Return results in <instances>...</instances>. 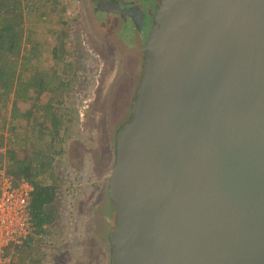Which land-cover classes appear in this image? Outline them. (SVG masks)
Wrapping results in <instances>:
<instances>
[{"label":"water","instance_id":"obj_1","mask_svg":"<svg viewBox=\"0 0 264 264\" xmlns=\"http://www.w3.org/2000/svg\"><path fill=\"white\" fill-rule=\"evenodd\" d=\"M151 19L109 264H264V0H157Z\"/></svg>","mask_w":264,"mask_h":264},{"label":"rangeland","instance_id":"obj_2","mask_svg":"<svg viewBox=\"0 0 264 264\" xmlns=\"http://www.w3.org/2000/svg\"><path fill=\"white\" fill-rule=\"evenodd\" d=\"M60 1V5L66 9L55 15L50 13L51 9L44 1L37 14L33 12L34 9H25V36L31 41L39 42V48L45 55L39 64H31L30 70L32 65L47 70L51 69L49 56L53 50L54 36L48 34L49 31L44 26L52 30L55 27L68 29L71 25L80 32L77 35L81 41L83 59L79 68L80 78L70 85L67 92L63 90L66 94H74L71 100L78 117L75 129L69 132L72 135L69 141L71 153L65 163H70L61 164V168L67 166L74 171L78 167L81 173H76L75 176L70 173L72 183L65 184L69 192L62 202L66 231L62 236L64 242L61 250H58L60 241L52 239L54 232L55 236H61L58 225L52 227V234L47 232L43 235L45 239L40 238L33 247L25 251L23 256H29V262L21 264H109L112 227L105 217L103 202L108 197L109 173L115 158V151L112 150L116 131L131 117V106L141 72L143 47L137 42L136 48H123L121 41L115 36L120 27L116 24L106 29L104 23L98 22L91 14L94 12L89 5L91 0ZM44 11L46 13H42ZM75 16L77 20L72 22ZM27 47L31 48L32 44ZM65 82L66 78L61 81L63 84ZM5 106L0 102V120L7 115ZM19 123L18 120L15 121L17 126ZM4 136L17 137L16 143L13 140L14 149L38 150L47 141L39 132L29 133L25 138L21 131L14 133L6 129ZM9 160L7 155L6 158L0 157V162L4 161V164ZM1 180L0 176V183ZM49 238L51 246L47 243Z\"/></svg>","mask_w":264,"mask_h":264},{"label":"trees","instance_id":"obj_3","mask_svg":"<svg viewBox=\"0 0 264 264\" xmlns=\"http://www.w3.org/2000/svg\"><path fill=\"white\" fill-rule=\"evenodd\" d=\"M43 1L54 15L66 9L60 5V0H0V102L6 105L7 112L6 117L0 120V157L6 158L7 155V158H10L7 164H4V161L0 162V170H5L14 181L24 179L34 186L29 200L33 232L23 244L15 246L16 250H12L16 251V256L13 257L11 264L29 262V256H23L25 251L33 247L34 243L47 232L50 231L52 234V227L58 225L61 236H55L54 232L52 239L60 241L58 250H61L64 242L62 236L66 231L62 202L69 192L65 184L72 183L70 173H73V176L81 173L78 167L74 171L67 166L61 168V164L69 159L71 153L69 141L72 136L69 132L75 129L78 117L71 100L74 94L66 92L70 85L80 78L79 68L83 64L81 41L77 36L80 32L74 30L71 25L68 29L55 27L52 30L44 26L45 30L49 31L48 34L54 36L53 50L49 56L51 69L46 70L32 65L30 70L31 64L34 62L39 64L45 55L39 48V42L31 41L25 36L24 25L27 17L23 11L34 9L33 12L37 14ZM91 3L89 5L94 11L91 14L98 22L104 23L106 29L118 24L120 29L115 36L121 41L123 48H136L139 38L144 43L148 33L137 31L117 15L97 11L98 0H91ZM76 20L75 16L72 22ZM31 44L32 47L28 48L27 46ZM65 78L66 82L61 83ZM16 120L20 122L19 126L15 124ZM6 129L14 133L21 131L25 138L29 133L39 132L47 141L38 150L14 149L13 140L16 143L17 137L6 138L4 136ZM112 151H115V145ZM68 163L70 162H66L65 165ZM103 206L105 217L113 227L114 209L109 197L105 199ZM49 240L51 239H48V245L52 244Z\"/></svg>","mask_w":264,"mask_h":264},{"label":"built area","instance_id":"obj_4","mask_svg":"<svg viewBox=\"0 0 264 264\" xmlns=\"http://www.w3.org/2000/svg\"><path fill=\"white\" fill-rule=\"evenodd\" d=\"M0 176V264H11L12 250L33 232L29 200L34 186L28 180L14 181L5 170Z\"/></svg>","mask_w":264,"mask_h":264},{"label":"flooded vegetation","instance_id":"obj_5","mask_svg":"<svg viewBox=\"0 0 264 264\" xmlns=\"http://www.w3.org/2000/svg\"><path fill=\"white\" fill-rule=\"evenodd\" d=\"M103 3H115L120 4L123 10L131 9L132 7L137 8L142 14L135 13L132 11V14H122L116 12H110L102 7ZM157 8V0H131L127 2L117 1V0H103L98 2L97 11H104L109 14L117 15L119 19H122L127 24H131L137 31L148 33L149 30L153 27L152 24V15L154 14ZM139 43L143 44L142 40L139 38Z\"/></svg>","mask_w":264,"mask_h":264},{"label":"crops","instance_id":"obj_6","mask_svg":"<svg viewBox=\"0 0 264 264\" xmlns=\"http://www.w3.org/2000/svg\"><path fill=\"white\" fill-rule=\"evenodd\" d=\"M15 250H16V249H15ZM15 250H14V253H15V254H14V258H15V255H16V251H15Z\"/></svg>","mask_w":264,"mask_h":264}]
</instances>
